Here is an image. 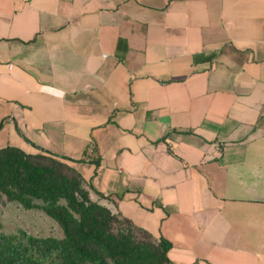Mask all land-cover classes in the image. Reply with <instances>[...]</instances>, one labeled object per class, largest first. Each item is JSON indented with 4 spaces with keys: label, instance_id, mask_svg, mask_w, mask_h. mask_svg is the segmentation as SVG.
Returning <instances> with one entry per match:
<instances>
[{
    "label": "crops",
    "instance_id": "1",
    "mask_svg": "<svg viewBox=\"0 0 264 264\" xmlns=\"http://www.w3.org/2000/svg\"><path fill=\"white\" fill-rule=\"evenodd\" d=\"M8 146L72 160L175 264H264V0H0Z\"/></svg>",
    "mask_w": 264,
    "mask_h": 264
},
{
    "label": "trees",
    "instance_id": "2",
    "mask_svg": "<svg viewBox=\"0 0 264 264\" xmlns=\"http://www.w3.org/2000/svg\"><path fill=\"white\" fill-rule=\"evenodd\" d=\"M217 57L204 53L194 61ZM38 149L35 154L15 146L0 149V204L39 210L58 223L63 237L0 231V264H175L170 241L93 200L72 160Z\"/></svg>",
    "mask_w": 264,
    "mask_h": 264
},
{
    "label": "rangeland",
    "instance_id": "3",
    "mask_svg": "<svg viewBox=\"0 0 264 264\" xmlns=\"http://www.w3.org/2000/svg\"><path fill=\"white\" fill-rule=\"evenodd\" d=\"M0 231L17 234L25 231L33 236L63 237L56 221L39 210H24L16 203L0 204Z\"/></svg>",
    "mask_w": 264,
    "mask_h": 264
}]
</instances>
